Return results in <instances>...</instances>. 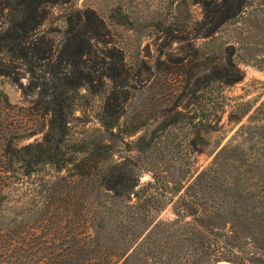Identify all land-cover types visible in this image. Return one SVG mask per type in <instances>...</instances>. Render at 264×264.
Here are the masks:
<instances>
[{"label": "trees", "instance_id": "obj_1", "mask_svg": "<svg viewBox=\"0 0 264 264\" xmlns=\"http://www.w3.org/2000/svg\"><path fill=\"white\" fill-rule=\"evenodd\" d=\"M53 1L0 0V75H11V64L21 61L28 87L37 88L47 116L40 140L20 148L9 140L0 151V189L15 159L24 162L21 173L26 176L39 162L65 169L49 183L48 198L38 210L23 197L20 218L0 226V264H264V100L237 130L251 142L248 149L238 141L223 144L185 184L169 187L157 176V189L185 188L173 205L175 217L156 219L162 198L145 195L152 182H140L138 166L112 159L111 141L94 134L78 138L72 130L74 121L81 120L73 115L79 90H96L97 78L106 82L97 121L111 135L133 134L137 126L128 127L122 118L133 87L124 55L114 47L101 57L95 53L105 24L92 9L76 10L55 46L39 30ZM194 1L202 10L196 22L202 36L238 20L249 7V12L263 7L255 0ZM203 76L231 84L243 77V70L236 62L222 61ZM251 108L249 102L239 103L227 118L237 122ZM257 116L261 123L252 121ZM207 119L208 130L218 129L220 119ZM134 143L141 150L150 142L139 135Z\"/></svg>", "mask_w": 264, "mask_h": 264}, {"label": "rangeland", "instance_id": "obj_2", "mask_svg": "<svg viewBox=\"0 0 264 264\" xmlns=\"http://www.w3.org/2000/svg\"><path fill=\"white\" fill-rule=\"evenodd\" d=\"M259 1L261 9L252 7L255 10L249 12V7L238 20L221 26L211 36L198 33L196 22L202 10L194 0H55L46 9L39 30L55 46L75 20L74 12L92 9L105 24L95 53L101 57L110 47L123 53L133 87L122 118L128 127L137 128L123 136L122 132L115 136L103 129L96 112L105 96L106 82L95 78L96 90L82 86L75 99L73 115L81 120L74 121L72 130L78 138L94 134L111 141L112 159H127L138 166L140 182H152L145 195L162 198L156 219L175 217L173 205L185 188L179 192L157 189V176L169 187L191 182L223 144L238 141L244 149L251 144L237 130L249 123V114L264 100V0H255L256 4ZM248 56L251 58L244 59ZM229 60L242 68L240 80L225 84L203 76L211 66ZM11 68V75H0V151L9 140H14V148L40 140L46 129L43 103L37 88L28 87L25 65L16 60ZM14 75L19 81L13 80ZM242 102L252 105L250 111L237 122L229 121V111ZM206 118L213 123L220 119L218 129L208 130ZM256 120L262 122L259 116L252 118ZM139 135L150 142L141 150L134 143ZM23 163L15 159L14 171L0 189V226L20 218L23 197L38 210L41 201L48 198L51 180L65 173V169L57 171L39 162L34 166L37 170L26 176L21 173ZM203 196L200 189L201 204ZM217 264L237 263L219 260Z\"/></svg>", "mask_w": 264, "mask_h": 264}]
</instances>
